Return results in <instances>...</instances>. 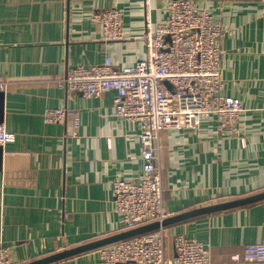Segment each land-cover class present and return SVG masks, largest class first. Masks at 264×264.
I'll return each instance as SVG.
<instances>
[{"label":"crops","instance_id":"1","mask_svg":"<svg viewBox=\"0 0 264 264\" xmlns=\"http://www.w3.org/2000/svg\"><path fill=\"white\" fill-rule=\"evenodd\" d=\"M234 29L223 39L224 94L241 99L239 131L205 120L198 130L164 129L158 139L164 197L174 214L264 191V0H196ZM168 0H0L2 143L0 245L21 264L125 228L114 183L143 172L140 124L114 114L115 90L69 91L61 80L78 64L116 66L147 54V25L166 18ZM123 11V37L104 38L94 11ZM81 115L47 123L49 108ZM167 255L185 233L210 248L209 264H242L245 245L264 239V199L165 226ZM93 249L49 264H99ZM126 264H139L128 262Z\"/></svg>","mask_w":264,"mask_h":264},{"label":"built area","instance_id":"2","mask_svg":"<svg viewBox=\"0 0 264 264\" xmlns=\"http://www.w3.org/2000/svg\"><path fill=\"white\" fill-rule=\"evenodd\" d=\"M102 23L107 40L123 37V11L117 7L93 12ZM147 54L132 64L116 66L112 55L100 63L69 68L60 81L69 91L100 96L112 89L114 114L140 124L143 172L136 179L114 183L115 209L125 228L171 215L165 201L158 139L164 129L191 130L205 120L216 119L221 131H239L244 111L241 99L224 94L221 59L223 39L234 34L228 26L196 0H168L166 18L156 26L148 23ZM169 81L172 88L165 83ZM7 81H0V90ZM72 118V134L78 133L81 115L67 108H49L47 123H64ZM14 133L0 123V143ZM165 227L118 240L101 249L99 264H209L210 248L195 237L174 236L175 252L167 255ZM242 264H264V239L247 243ZM9 246L0 245V264H15Z\"/></svg>","mask_w":264,"mask_h":264},{"label":"water","instance_id":"3","mask_svg":"<svg viewBox=\"0 0 264 264\" xmlns=\"http://www.w3.org/2000/svg\"><path fill=\"white\" fill-rule=\"evenodd\" d=\"M169 88H172V84L167 80L165 82ZM5 92L3 90H0V122L4 119V97ZM2 153H3V144L0 143V169L2 168ZM264 199V191L232 199L222 202L213 203L207 206L197 207L194 209H190L184 212H180L177 214H173L163 220H154L147 223H143L131 228H126L122 231L113 233L111 235H107L98 239H94L85 243H82L80 245H76L74 247L66 248L62 251L53 253L51 255H47L41 258H37L34 260H30L25 263L21 264H49L64 258H68L74 255H77L82 252H86L89 250L97 249L99 247L105 246L107 244L113 243L118 240L126 239L132 236H136L139 234L147 233L153 230H156L161 227H165L168 225H171L173 223L197 216L202 214H209L215 211L219 210H225L229 208H234L246 204H250L253 202H257Z\"/></svg>","mask_w":264,"mask_h":264}]
</instances>
